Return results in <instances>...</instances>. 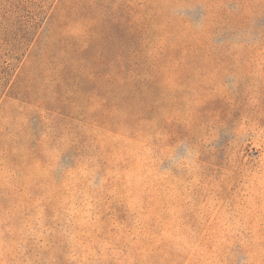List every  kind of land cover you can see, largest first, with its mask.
Returning a JSON list of instances; mask_svg holds the SVG:
<instances>
[{"label": "rangeland", "instance_id": "rangeland-1", "mask_svg": "<svg viewBox=\"0 0 264 264\" xmlns=\"http://www.w3.org/2000/svg\"><path fill=\"white\" fill-rule=\"evenodd\" d=\"M0 264H264V0H0Z\"/></svg>", "mask_w": 264, "mask_h": 264}]
</instances>
